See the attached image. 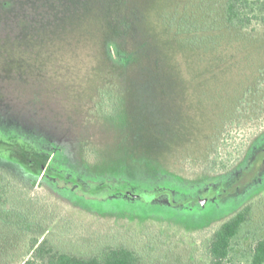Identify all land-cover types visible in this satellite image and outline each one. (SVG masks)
<instances>
[{
  "label": "rangeland",
  "instance_id": "obj_1",
  "mask_svg": "<svg viewBox=\"0 0 264 264\" xmlns=\"http://www.w3.org/2000/svg\"><path fill=\"white\" fill-rule=\"evenodd\" d=\"M84 1L92 7L59 19L0 0V118L10 121L0 140L56 146L54 168L79 182L32 183L0 164L5 197L31 228L17 250L35 233L83 257L124 246L142 264H209L215 229L246 209L230 258L247 263L264 237V11L215 31L212 53L162 22L198 0ZM158 185L206 190L201 208L153 202L174 199H152Z\"/></svg>",
  "mask_w": 264,
  "mask_h": 264
},
{
  "label": "trees",
  "instance_id": "obj_2",
  "mask_svg": "<svg viewBox=\"0 0 264 264\" xmlns=\"http://www.w3.org/2000/svg\"><path fill=\"white\" fill-rule=\"evenodd\" d=\"M87 3L88 1L84 0H25V4L32 8L31 10L36 11L42 7L41 9L47 10V14L52 13L54 17L60 13L59 19L62 18L66 10L67 12L73 11V13L83 9L86 10V8L88 10L92 7V4L88 5ZM189 9L192 11L184 9L182 14L178 16L174 13L172 15L164 14L163 24L168 29L169 27H175L176 34L188 36L182 39L183 45L198 47L203 52L214 53L215 31L243 28L251 24L254 18L262 19L264 0H198L196 3L191 4ZM263 146L258 147L256 151L263 150ZM3 154H6V157L0 158V162H2L0 164H3V162L6 165L9 164L16 168L18 172L20 167H26L33 175L32 183L38 178L49 158L47 153L30 152L24 146L19 147L14 142L5 143L0 140V155L4 156ZM50 169L48 173H56ZM2 170L0 167V264H142L138 253L128 247H108L100 255L83 257L56 250L45 237L38 236L35 233L27 238L26 249L18 251L17 236L26 233L31 228L24 214H21L16 206L5 197V185L2 183L1 176ZM7 171L13 173L9 169ZM213 182L215 183V180ZM200 192L205 195L206 190ZM200 192L195 195H187L173 185L165 187L158 185L152 190L150 196L154 199L161 193L168 196L172 195L174 199L170 200L167 197L168 203L152 201L171 210L173 208L186 210L189 208L191 201L194 202L197 208H201L200 203L203 198L199 197ZM137 198L145 199L141 196ZM179 202L183 207L177 205ZM246 218V209H242L215 229L206 247V257L209 264H264V237L255 242L247 263L234 262L230 258L232 240L238 234Z\"/></svg>",
  "mask_w": 264,
  "mask_h": 264
},
{
  "label": "flooded vegetation",
  "instance_id": "obj_3",
  "mask_svg": "<svg viewBox=\"0 0 264 264\" xmlns=\"http://www.w3.org/2000/svg\"><path fill=\"white\" fill-rule=\"evenodd\" d=\"M0 124L9 125L10 124V121L7 120V119H1L0 118ZM50 146H51V151L52 152H51V154H48L47 153L49 155V158L47 160V163L45 164V167L43 168V170L39 174L38 178H45L46 176H49V177L57 180L58 182L63 181L64 183H70L72 185H79V182L76 179H74L72 177H67V176L63 175L61 172L56 171V169L54 168L55 166L52 163V159H53V156L56 154V152H59V150L54 145H50ZM49 169L52 170L53 172H56V173L55 174L54 173H52V174L51 173H48V170ZM22 170H23V173H31V171H29L26 167H22ZM30 179L31 180L33 179V175H31V178ZM119 194L122 197H125L126 196V198H132V199L137 198L138 196L144 197V196H142L144 194H139L138 195L137 193H131L130 191H127V190H124L123 191V189L120 190V193Z\"/></svg>",
  "mask_w": 264,
  "mask_h": 264
},
{
  "label": "water",
  "instance_id": "obj_4",
  "mask_svg": "<svg viewBox=\"0 0 264 264\" xmlns=\"http://www.w3.org/2000/svg\"><path fill=\"white\" fill-rule=\"evenodd\" d=\"M142 196H144V197H145V195H142Z\"/></svg>",
  "mask_w": 264,
  "mask_h": 264
}]
</instances>
